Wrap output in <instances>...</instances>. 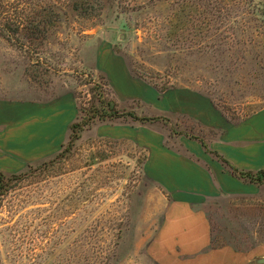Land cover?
I'll return each instance as SVG.
<instances>
[{
  "label": "rangeland",
  "instance_id": "374dc122",
  "mask_svg": "<svg viewBox=\"0 0 264 264\" xmlns=\"http://www.w3.org/2000/svg\"><path fill=\"white\" fill-rule=\"evenodd\" d=\"M2 1L9 23L26 28L0 37V129L19 123L15 105L53 101L82 130L57 157L0 147V171L20 175L0 195V264H156L149 243L167 197L144 174V137L217 136L182 103L202 114L212 105L234 123L264 106L259 0H92L80 12L74 0ZM177 89L198 101L164 108L160 95ZM101 109L165 121L91 119ZM259 187L254 198L204 204L213 246L246 251L264 240V177Z\"/></svg>",
  "mask_w": 264,
  "mask_h": 264
},
{
  "label": "crops",
  "instance_id": "0c3cea01",
  "mask_svg": "<svg viewBox=\"0 0 264 264\" xmlns=\"http://www.w3.org/2000/svg\"><path fill=\"white\" fill-rule=\"evenodd\" d=\"M183 92L177 89L168 97L161 94L164 108L171 109L179 98L186 102V96L198 101V96ZM202 105L208 106L206 102ZM181 106L182 112L217 132L210 140H202L209 149L238 169L264 170V106L236 123L227 121L212 105L204 115L190 103ZM10 109L18 115L19 123L11 130L0 129V147L9 143L14 155H31L35 161L56 153L74 116L69 113V105L53 101L20 103ZM200 141L189 135L165 138L160 132H148L144 137V174L167 197L161 222L149 243L150 257L156 264H264V240L246 251L228 244L213 246L204 204L224 196L254 198L261 190L256 183L231 173Z\"/></svg>",
  "mask_w": 264,
  "mask_h": 264
},
{
  "label": "trees",
  "instance_id": "16d2710c",
  "mask_svg": "<svg viewBox=\"0 0 264 264\" xmlns=\"http://www.w3.org/2000/svg\"><path fill=\"white\" fill-rule=\"evenodd\" d=\"M98 2V0H95ZM92 0H74L72 5H69V7L72 10H76L80 12V9L86 8L87 5H90ZM3 1L0 0V37L10 40L11 38H14L13 36H19L22 35L23 31H25L26 24H21V23H15V24H10L9 19L6 16V13L3 11ZM54 8L59 11L61 10L59 6L51 3L49 4V7ZM255 9H252V12L254 16L258 14L261 16L262 23L264 22V0H259V3L254 6ZM36 28H38V24L36 25ZM23 39L24 37H16V39ZM259 48V47H258ZM261 49H264V46H261ZM101 113H97L96 116L91 117V119L98 118L99 120H104L106 118H119V117H124V116H130L131 118L137 120V121H159V120H164L165 118L161 116H153V117H136L133 113H119L114 110H112V113L108 114L105 110L101 109ZM104 112V114L102 113ZM111 112V111H110ZM82 124L80 123H71L69 125V133H68V142L67 146L65 147V152L70 150L73 147L74 142L79 138V133L82 130L81 127ZM203 147L207 152H209L211 155L216 157L231 173L234 175L238 176L239 178L256 183L258 186L262 183V178L264 177V170H258V171H246V170H241L238 169L237 167L231 165L229 162H227L222 156H220L217 152L209 149L208 145L204 143V141H200ZM62 153L58 151L55 155L53 156H59ZM31 164H27L26 167H28ZM19 173H5L3 171H0V195H3L7 190L8 186L13 183L20 175Z\"/></svg>",
  "mask_w": 264,
  "mask_h": 264
}]
</instances>
